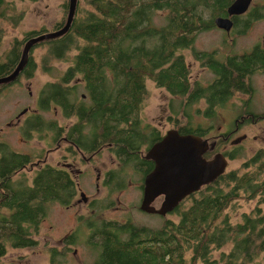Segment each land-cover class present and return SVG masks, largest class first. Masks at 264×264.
Here are the masks:
<instances>
[{
  "label": "trees",
  "instance_id": "16d2710c",
  "mask_svg": "<svg viewBox=\"0 0 264 264\" xmlns=\"http://www.w3.org/2000/svg\"><path fill=\"white\" fill-rule=\"evenodd\" d=\"M234 1L86 0L67 34L41 42L47 44L42 58L45 71L53 69V61H73L60 76V81L45 84L40 93L41 109L54 104L68 105L64 98L75 97L78 87L63 84H68L76 75H84L87 90L83 88L95 95H91V101H82L75 108L79 119L86 121L84 125H91L90 133L85 134L86 140L90 139L89 135L97 138L98 129L104 127L103 139L109 138L115 150L126 148L128 153H134L145 141L144 136L137 135L133 129L148 95L146 81L152 79L157 86L182 98L183 105L178 99L171 100L176 121L180 109H183L181 114L187 116L180 132L206 136L213 125L195 124L188 107L204 100L207 103L204 114L215 117L216 109L236 92L252 93L253 84L245 76L246 72L240 75L243 70L236 65L247 62L250 73L264 67V52L260 47L250 54L228 56L222 61L214 52H195L216 77L208 85L190 80L189 65L180 52L193 46L197 33L216 27V17L228 16L227 9ZM158 10L167 11L165 25L153 21ZM24 17L25 12L17 10L15 1L0 0V21L8 20L17 25ZM64 24L60 22L56 29ZM36 32L26 33V39ZM3 35L0 24V45ZM21 39L16 38L11 49L0 53V77L10 74L18 64L24 43V38ZM37 69V61L30 54L23 72L32 76ZM13 84L17 83L0 85V94ZM64 113L67 117L73 115L67 108ZM36 123L42 129L47 127L41 125L39 118ZM78 137L85 139L80 132ZM33 156L15 149L4 138L0 139V259L9 246L34 245V231L39 228L49 205L54 202L68 205L78 194L77 181L64 168L40 165L33 178H29L25 169L33 165ZM244 169L242 173L227 171L185 198L174 211L178 221L167 220L159 228L139 225L133 219L107 221L101 225L100 237L96 240L100 251L96 264H188L192 260H207L212 248L218 249L227 242L236 245L223 257L224 264H248L258 256L257 249L264 247L261 204L250 213L244 212L243 221L235 225L226 210L241 198L253 199L261 195L260 200L264 201V147L244 164ZM120 178L121 175L116 174L113 180L118 187H121ZM29 230L28 238L24 235ZM190 251L192 258L188 259ZM56 254L57 249H54V264L57 263Z\"/></svg>",
  "mask_w": 264,
  "mask_h": 264
},
{
  "label": "rangeland",
  "instance_id": "374dc122",
  "mask_svg": "<svg viewBox=\"0 0 264 264\" xmlns=\"http://www.w3.org/2000/svg\"><path fill=\"white\" fill-rule=\"evenodd\" d=\"M14 1L17 10L25 12V17L17 25H13L8 20L0 21L4 31L0 53H5L11 49L12 42L16 38H24V48L26 41L30 38L26 39L27 36L25 37L28 32L37 31L36 35H38L43 32L54 31L57 24L62 21L65 23L67 20L69 0ZM14 1L7 0L10 3ZM85 3L86 0H79L77 11H79L80 7H84ZM252 4L255 7L254 9H256L253 16H245L244 20L240 18V21L237 22L230 34L223 29L214 27L197 33L193 46L182 49L180 53L185 56L189 65L192 83L200 81L203 85H208L216 77V74L205 65L206 62L196 57L195 52H214L217 59L225 60L229 54L242 52L246 49L250 50L254 45L264 43V0H253ZM10 13L11 11L8 12V14ZM166 14L167 11L164 10L156 11L153 17L154 23L165 25L167 22ZM248 19H251V23L246 29H243L245 27L242 24ZM233 35L235 37L232 40ZM46 52L47 44L38 43L31 51L38 64L35 77L13 84L0 94V138L6 139L15 149L21 152L37 155L33 156V165L25 169L29 178H33L40 165L43 166L38 160L41 148H43L42 152L50 148L48 162L50 165L61 167L59 165L60 152L55 150L59 145V141L56 142L54 139L53 131L50 134L42 132L40 133L41 137L38 134L32 135V132H29L28 134L31 136L24 138L28 127L25 126V122L20 124L22 120H28L37 112L46 121L58 120L59 124L62 125L66 123L64 117L57 113L55 108L43 111L38 110V105L36 106L35 104V96H37L39 87L43 85L42 83L58 79L69 65L65 61H53V69L49 72L45 71L42 67V58ZM252 81L254 87L252 95L236 92L228 102L216 109L215 117H208L204 114V111L207 110V103L204 100L188 107V111L194 116L193 122L195 124L213 125L214 128L210 130L206 137L209 138L210 142L219 139V143L222 144L217 150L220 151V148L224 147L223 150H227L229 154L231 151L233 152L234 155L228 158L227 171L237 170L240 173L244 172V164L264 147V117H259L264 116V73H255ZM146 85L148 87V95L141 109L143 120L151 122L163 134L170 129H180L186 125L187 116L181 114L183 109H180L178 121H176L177 117L174 118L175 120L170 118L171 100L178 99L182 103V98L176 97L165 88L157 86L152 79H147ZM30 92H33V94H30ZM247 102L250 104L249 109L252 113L251 115L249 113L250 119L246 121L248 124L241 125V133H247L249 136L246 141L235 145L236 133H232L227 141L221 135L234 129V122L238 115L245 112V106L248 109ZM167 106H170V108L168 109ZM24 107L28 108V110L22 115V120L18 121L16 115ZM24 110L25 108L20 113ZM67 122L71 124V120L67 119ZM45 138H47L48 142L53 140V146L49 147L47 144L43 147ZM103 159L108 162L109 166L113 168L116 166V164L110 163L106 156ZM81 168L84 172L80 173L78 177L73 174L78 188L82 187L81 191H84L88 199L98 198L99 201L111 202L112 204L108 207L95 208L93 210V203H84L79 192L76 196V201L70 205H63L59 202L51 203L47 214L40 222L39 228L34 231L33 237L36 243L24 248L9 246L6 255L0 259V264H54L52 261V249L59 250L56 254V264H95L100 251L89 243L91 232L86 223L90 219L101 217L107 219L117 218V220L122 222L130 217L139 225L156 228L164 226L167 220L178 221V215L174 214V212L166 216L141 212L140 202L143 192L140 189V185L142 176L135 168L128 169L125 174L126 184L121 189L114 185L107 187L103 184L99 190L93 186L97 176L95 169L86 164L82 165ZM262 197L260 195L253 199L241 198L239 201L234 202L233 206L226 210V213L230 215L232 224H237L244 212L250 213L258 204H261L262 212L264 213V201L260 200ZM162 202L159 198L154 202V205L160 207ZM186 202L189 203V199ZM75 230L78 232L76 234V242L73 244L66 242L65 237ZM232 246L233 243H228L220 249L213 250L207 260H192L188 264H224L223 257L230 253ZM187 257L188 259L192 258L191 251ZM253 264H264V253Z\"/></svg>",
  "mask_w": 264,
  "mask_h": 264
},
{
  "label": "flooded vegetation",
  "instance_id": "af4514ba",
  "mask_svg": "<svg viewBox=\"0 0 264 264\" xmlns=\"http://www.w3.org/2000/svg\"><path fill=\"white\" fill-rule=\"evenodd\" d=\"M254 8L255 7L251 3L250 8L244 14L233 16V21H234L233 28L235 27L237 22L240 21V18H243L242 20H244L245 16L246 17L247 16H253L254 12L256 11V9H254ZM260 16H261V14H260ZM250 23H251V19L246 20L242 24V26L245 27L243 29H246V27H248L250 25ZM231 31L230 32L226 31V32L228 34H230ZM234 37H235V35H233L232 40L234 39ZM257 47H260L261 52H264V43L263 44L258 43L256 45H254L253 48L250 50L246 49L242 52L232 53V54H229L227 56H237V57L244 56L246 54L252 53ZM75 53L76 52H74V55H75ZM71 58H72V56H71ZM65 62L69 63V65H70L73 61L71 62V59H70V60L65 61ZM246 64H247V62H243L241 65H236V66L243 70V72L240 73V75H242L246 72L245 76H247V79H249L251 81L250 83L253 84V81H252L253 75L255 73H264V67L261 65L262 67H259L256 72L250 73L248 71L249 67ZM69 65H68V67H69ZM35 75H36V73H34L32 76H28L25 72H23L18 76V78L14 82L19 83L22 80L31 79V78L35 77ZM60 80H61V78L59 77L58 79L55 80V82L60 81ZM46 83H42L43 85L39 87V90L37 91V96H35L36 97L35 104H36V106L38 105L37 109L47 111L51 108H55L57 113H60L64 117V119L66 120V123L64 125H62V124H59L58 120L57 121L56 120L46 121L45 118L41 114H39L38 112L34 113L28 120H26V119L22 120V115H24L28 110V108L24 107L25 110L22 113H20L24 109V108H22V110L19 111L20 114L18 113L16 115V118L18 121L22 120L20 122V124H23L25 122V126H27L28 128H30V127L33 128V130H30V131L27 130L26 131L27 135L24 132L25 133L24 138L26 136H27L26 138H29V136H31L28 134L29 132H32V135L38 134L39 137H41L40 133L44 132L45 134H48V133L50 134L53 131L52 134H53L54 139L56 140V142L59 141V145L57 146V148H55V150H58L60 152L59 165L61 167H59V168H64V169L68 170L70 172V174H72V175L74 174V175H76V177H78L80 173L84 172V170L81 168L82 165L86 164V165L93 167L95 169V171L97 172L95 185L93 184V186L96 187L97 190H99L103 184L106 185L107 187H111L114 185L115 187L121 189L126 184L127 180L125 178V174L128 172V169L129 168H135L137 170V172L140 173L142 176L140 189H142L143 197H142V200L140 202V210L142 213L150 214V213H147L141 209V204H142V201L144 198L145 179H146V176L153 170L154 165H155V162L152 159L146 158V154L153 147L154 144L158 143L159 141H161L163 139V137L166 135V133L168 131L165 134H163L161 132V130L158 129L155 125H153L151 122H147V121L143 120V118L141 117V113H140V116H139L140 119L137 122L136 128L133 130H135L137 135L142 134L144 136L145 141L143 142L142 145L139 146V148L136 152L128 153L126 148H125V150H122V149L121 150H115L114 149L115 146L112 145V143L108 141L109 138L103 139L104 136L106 135V133H105L106 130L104 127H100L98 129L97 133L99 136L97 138L89 135L90 139L86 140L85 134L90 133L91 125H89V124L84 125L86 121L84 122V121H81L79 119L78 115H76L77 113L75 112V108L82 101H89V99L91 101L92 96L95 97V95H94L93 91L92 92L86 91L87 90L86 89L87 83L85 81L84 75H76L75 77H73L72 79L69 80L68 84H65V83L63 84V86L78 87L76 96L75 97L70 96V99L64 98V102L68 103V105H64V104L62 105L63 107L67 108L68 111L73 112V115H71L70 117H67L65 115V113H64L65 108H63L61 105L54 104V105H51L48 109H43V108L41 109V104H40L41 94L40 93H41V91H42V89ZM252 89H253L252 93L249 91V93H251V94L246 93V92H241V93L252 95L254 93V87ZM30 94H33V92H30ZM39 104H40V106H39ZM247 104H248V109L245 106L244 107L245 112L238 115L237 119L235 120L234 129H232L230 132H224V134L221 135V137H223L227 141L230 138V135L232 133H236L237 136L235 137V145L241 144L242 142L246 141L248 139V136H249L247 133H241V125L242 124H248L246 121H248L250 119L249 113H250V115L252 113V111L249 109V106H250L249 102H247ZM167 108L169 109L170 106H167ZM38 118L41 120V125H46L47 126L46 128L42 129L39 127V125L36 123V120ZM170 118L171 119L175 118V114H174L172 108H171ZM67 119L71 120V124H69L67 122ZM9 123H11V122H9ZM123 125H124V127H126V123H123ZM34 127H35V129H34ZM212 128H214V127L208 128V130L206 131V136L209 134V132ZM79 132L85 137V139L84 138L80 139L78 137ZM16 133H18V132H16ZM21 133L23 134L22 130H21ZM56 133H58V136L56 135ZM2 135H3V133H2ZM206 136H202V137L204 139L209 140V138ZM101 139H103V140H101ZM52 142H53V140L48 142L47 138H45L43 141V147H45L47 144L49 147H51ZM209 142H210V140H209ZM211 142L215 143V147L210 148L205 153V157L207 159L213 158L214 155L218 152H222L227 158H230V156L234 155L231 150H230L231 151L230 154L227 152V150H223L224 147H221L220 151L217 150V148H219V146L222 144V143H219V139H215ZM232 142L234 143V141H232ZM42 151H43V148H41L39 151L38 160L43 164V166L46 164H50L48 162V155L50 153V148L44 152H42ZM28 154H30V153H28ZM35 156H37V155H35ZM104 156L107 157V160L110 163H114V164H116V166L114 168L112 166H109L108 162L103 159ZM136 156H138V159ZM133 161H135V162H133ZM148 163H150V164H148ZM54 167H58V166H54ZM116 174L121 175V178H120L121 187H118L117 182L116 183L113 182ZM81 189H82V187L78 188V192L82 196L84 203H88V202L90 204L93 203V205H92L93 210H95V208L100 209V208L108 207L112 204L111 202L105 203V201H99L98 198L88 199V196H86L84 191H81ZM76 196L73 199L72 203H74L76 201ZM159 198L162 201L164 200V196H159L158 198H156V200ZM154 202H153V205H154ZM72 203H70V204H72ZM70 204H68V205H70ZM44 217H45V215L41 218L40 221H42ZM131 219L132 218L128 217V220H131ZM109 220L121 221V220H117V218L107 219L104 217L103 218L101 217V218L90 219L87 221L86 225L91 232L89 235V237H90L89 243H91V245H93V247L99 249V244L96 243V240L100 237L101 225H105V223ZM128 220H125L122 222H126ZM242 221H243V216H242L241 220L237 223H240ZM30 232L31 231L29 230L26 233V235H24V236H28V238H29ZM77 233H78L77 230H75L74 232L67 235L65 237L66 242L72 243V244L75 243L76 238H77L76 237ZM228 243H233L231 250L236 245L234 242H227V243H224L223 245H221L218 249H220L221 247H223L224 245H226ZM25 247H27V246H25ZM15 248H21V247L15 246ZM22 248H24V246ZM212 249L217 250L215 248H212ZM52 250H54V249H52ZM58 251L59 250H57V252ZM263 253H264V247H261V249H257V252L255 254H257L258 256L255 259H253L251 262H249L248 264H253V262L257 258H259L261 256V254H263Z\"/></svg>",
  "mask_w": 264,
  "mask_h": 264
},
{
  "label": "water",
  "instance_id": "95a60500",
  "mask_svg": "<svg viewBox=\"0 0 264 264\" xmlns=\"http://www.w3.org/2000/svg\"><path fill=\"white\" fill-rule=\"evenodd\" d=\"M79 0H69L67 20L54 31H47L30 37L22 50L15 69L0 77V85L14 82L27 66L33 47L43 41L67 34L77 13ZM253 0H235L227 9L228 16L215 18L216 27L230 32L234 26L233 16L244 14ZM195 133L183 134L179 129H170L161 141L154 144L146 158L155 162L153 170L146 176L144 198L141 209L150 214L166 216L175 211L188 196L203 186L213 183L227 171L228 158L221 152L207 159L205 153L214 148ZM159 196H164L160 207L153 205Z\"/></svg>",
  "mask_w": 264,
  "mask_h": 264
}]
</instances>
